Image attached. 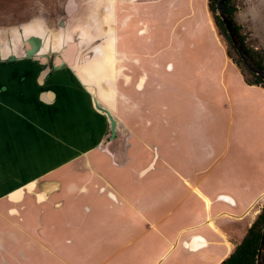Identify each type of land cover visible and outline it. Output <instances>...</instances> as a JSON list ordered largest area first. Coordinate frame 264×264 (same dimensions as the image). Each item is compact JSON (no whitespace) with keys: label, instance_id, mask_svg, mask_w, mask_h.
I'll return each instance as SVG.
<instances>
[{"label":"crops","instance_id":"obj_1","mask_svg":"<svg viewBox=\"0 0 264 264\" xmlns=\"http://www.w3.org/2000/svg\"><path fill=\"white\" fill-rule=\"evenodd\" d=\"M173 1L154 7L157 22L147 24L144 15L136 25L128 17V49L122 42L117 47L129 67L126 85L142 89L141 102L129 101L127 114L141 115L128 122L126 136L105 143V151L97 143V150L89 149L86 156L94 141L101 142L109 119L94 110L75 72L68 65H52L53 52L43 63L33 53H22L24 63L49 62L55 76L68 71L69 81L77 86L73 101L52 109V122L70 125L68 134L75 125L79 128L74 138L66 133L52 136L47 150L55 156L60 151L53 153L55 142L69 138L70 146L80 145V154L100 169L99 182L80 189L78 179L87 182V173L71 175L70 164L54 160L47 164V177L32 189L38 193L21 205L11 204L12 212L0 201V264H219L234 249L232 241H241L247 231H241L243 218L264 197V87L248 84L228 57L215 35L207 0ZM132 32L137 40L147 34L142 42L154 51L139 53L143 59L138 74ZM7 67L11 69L0 71V78L13 79L19 87L35 79L14 59ZM48 88L58 94L55 85ZM5 106L15 117L5 123L20 133L17 142L40 141L36 113L16 116L15 107ZM7 127L0 129L3 145ZM67 149L60 151L62 159L70 156ZM30 183L24 178L18 185L3 184L2 193L17 197L13 193ZM197 191L210 201V213ZM26 215L33 223L22 219Z\"/></svg>","mask_w":264,"mask_h":264},{"label":"rangeland","instance_id":"obj_2","mask_svg":"<svg viewBox=\"0 0 264 264\" xmlns=\"http://www.w3.org/2000/svg\"><path fill=\"white\" fill-rule=\"evenodd\" d=\"M71 1L77 6V10L75 9L76 12L71 14V12L74 11V7H67V9H72L70 10L71 16L67 18L64 26H60L59 23L61 21L63 22L66 18L64 8L67 6L68 0H0V71L11 69L7 67V62L8 60L14 59L20 64L19 68L28 70L30 74L32 73L35 75V79L29 78V81L24 85L25 87H19L16 82H11L13 79L0 78V88L2 86L7 87L4 92L0 89V103L2 104L0 106V129L6 125L10 127V129L9 127L4 129V138H8V141L4 145L0 142V201L4 202L7 208H9L11 204L14 205L19 203L18 205H21L22 202L28 199V196L38 193V190H35L34 193L32 189L38 181L47 177V164L52 163L54 160L59 163L62 161V163L70 164L71 171H74L71 175L77 176L82 170L84 173H87V182L78 179L82 183L80 189L87 187L89 182H99L95 180L99 179L96 171L99 172L100 169L98 170V167L91 161L90 157L89 160L85 158V155L80 154V145L75 144L74 146H70L72 142L68 137V139L63 141L64 143L55 142L56 146L53 152L55 154L57 150L61 151L64 146L67 149V144L71 147V149L70 147L67 149L69 152L67 155H70L69 157L67 156L68 158L62 159V156L59 154L60 151H58L55 156H52L50 155L51 152L47 150L51 147L50 145L52 143H50V141H52V136L58 139V136L62 135L60 133L68 134V128L70 127V125H53L52 120L55 113L52 112V109L58 107L60 104L63 105L65 100H67V103L73 101L78 88L69 81L68 71L66 74H62L64 70H60L58 72L59 76H55V73L52 74L49 62L46 65H42L37 59L33 60V62L24 63L22 53L23 55L25 54L26 57L30 56L25 52V47L23 46L24 38H21L24 31L26 35H31L33 30H35L34 36L36 37L39 31L48 29L50 32L47 38L40 41L50 42L55 40L54 43L56 46H59L56 35L59 34L63 28H66L67 33H72L74 26L80 25L81 31L88 34V39L86 41H81L80 38H76V36H78L77 33L73 34V41H78L76 44L79 45L77 46L79 52L77 51L72 61L70 58V66H68L73 70L71 72H75L82 84L84 83L86 85L87 89L83 92L88 96L90 103H93L95 106L94 110L102 115L104 114V117H107L109 120L107 121V130L101 142L97 141L95 143L94 141V144L87 149L88 153L86 156L93 150H97V143H99L101 150L105 151L106 147H104V145H106L105 143H108L112 137L117 139L119 135L122 137L126 136L128 122L132 123L134 120L138 121V116L141 115L140 113L134 116L130 113V116L127 114L129 101H137L139 98L138 91L142 89L136 90L133 86L134 84L131 82L129 83L132 85H126V79L130 72L128 70L129 67L126 66V60L120 57L123 50L118 49V42L119 44L122 42V46L128 49L125 43L128 39L124 40L125 25H127L129 21L128 17H132V20L135 18L137 23L133 21V24L136 23V25L142 24L143 19H145L144 15L146 16L147 24H149V22H157L158 16L155 14L156 10L154 7H168L171 3L170 0L169 2L168 0H160V3H158L159 0H132L130 4L128 3L129 0H114L113 4V0ZM173 3L176 4L175 0ZM232 4L234 5L233 20L239 28V33L244 39L245 46L253 50L264 52V0H232ZM147 7H149V9L146 12ZM209 15H211L210 12ZM110 28L111 38H109V34L106 33ZM215 28L216 27H213L215 35L226 50V43ZM152 29L155 31L157 25L155 29ZM28 31L31 32L27 33ZM134 35V32H132L131 36L134 40L132 42L134 55H132L135 71L136 74H138L137 68L141 69L139 67L142 66L139 61L143 59L139 53L144 51L142 54L146 56V51H149V53H154V51L147 49V45L144 44L145 42H142L144 38H147V34H145L143 38L137 36L138 40ZM52 37H54V40ZM93 38L98 39L99 42L97 44L99 46V55L97 56L99 62L93 63L94 65L91 68L92 63L87 62L91 61V59L89 60L83 57L82 54L85 51L88 52L87 47L91 45L90 43ZM140 40L144 47L139 43ZM100 47H102V50ZM49 52L56 51H52V49L51 51H47V45H43L38 52L33 54L42 58ZM112 70L116 73L114 78L109 77V71ZM47 74L51 75L53 78L49 77V80ZM37 78L39 81H36ZM74 78L76 77L74 76ZM6 81H10L11 83H4ZM51 85H55L58 94H55L52 99L47 96L48 100L45 94L47 89H49L48 87H51ZM49 91H47V93ZM81 100L82 98L80 101ZM138 101L141 102V100ZM5 105L12 106V109L15 107L17 111L13 112L16 116L26 115L28 117H33L32 114L36 113V118L34 117L37 122L35 124L36 130L42 134L40 141L31 138V140L22 143L17 142L20 133L18 132L19 134H17L15 127L5 123L15 120V117L6 113L8 111ZM132 118L133 120H131ZM75 128L78 129L79 127L75 125ZM75 128L70 129L71 134H68L70 138H74L72 134H74V132L76 133ZM52 132L54 133L52 134ZM83 134L87 137L91 136L89 132ZM121 136L119 139H121ZM81 137L84 138L83 136ZM47 139L49 140V145L47 144ZM3 151L7 154L3 155L5 153ZM90 164H92V166H90ZM42 165H44V167H42ZM82 173L83 172H81V174ZM24 178L28 179L31 183L23 189L19 188L17 194L14 195L17 197H10L9 194L2 193L3 184L18 185ZM255 178L258 181L259 178L257 176H255ZM89 187L91 188L92 185L90 184ZM44 195L45 192H43V196ZM87 196L93 197L94 194H87ZM40 202L41 201H39V203ZM263 206L264 197L258 202H254L252 211L243 218L244 220L241 227L242 232L249 228ZM13 210L12 207L10 212ZM22 219L27 220L29 224L33 223L30 215L23 216ZM41 236L43 237V234H40V237ZM221 237L224 238L226 236ZM239 238L240 237L232 241V244H238L240 242H237L240 240ZM198 255L199 259L201 254L198 253ZM217 263L220 264V261H217Z\"/></svg>","mask_w":264,"mask_h":264},{"label":"trees","instance_id":"obj_3","mask_svg":"<svg viewBox=\"0 0 264 264\" xmlns=\"http://www.w3.org/2000/svg\"><path fill=\"white\" fill-rule=\"evenodd\" d=\"M216 0H207V8L212 15L213 23L217 29L219 35H221L226 43V51L227 55L234 61V63L240 68L246 82L250 85H260L264 87V82L252 74L242 63L239 55L236 50H234L231 42L224 30V27L218 17L215 15V5ZM225 11L229 18L232 20L235 30L238 34V37L241 43L244 45L245 49H247L253 61L264 70V52L253 50L247 48L244 44V39L242 35L239 33V28L235 24L233 20V11L234 5L232 4V0H226L224 4ZM94 26V25H93ZM109 34V38L112 37L111 28L106 32ZM264 226V206L261 208L260 212L257 214L252 224L247 229L246 233L242 237L241 241L234 246V249L231 253L224 258L220 264H255L256 253L262 233V228Z\"/></svg>","mask_w":264,"mask_h":264},{"label":"bare ground","instance_id":"obj_4","mask_svg":"<svg viewBox=\"0 0 264 264\" xmlns=\"http://www.w3.org/2000/svg\"><path fill=\"white\" fill-rule=\"evenodd\" d=\"M113 2H114V0L112 1V4H113ZM72 8L73 6L71 5V4H69L68 3V8ZM96 29V28H95ZM29 32H31V31H28L27 33H29ZM49 30L48 29H43V30H41V31H39V33L37 34V36L35 37L34 36V33H35V30H33V32H32V34L30 35H26V33H25V31L23 32V35H22V37L21 38H24L23 39V42H24V47H25V52L28 54V53H36V52H38L41 48H42V46L43 45H47V51L49 50V51H51V49H52V51H57V50H59V48L61 47V46H63V44L64 43H66V42H70L69 44H67V46L69 45V46H73V53L70 51V53L72 54L71 55V61L73 60V57L76 55V53H77V51L79 52V50H78V47L77 46H79V45H77L76 43L78 42H75V41H73V34L74 33H77L78 34V36H76V38H80V40L81 41H86L87 39H88V34L87 33H84V32H82L81 31V28H80V25H75L74 26V30L72 31V33H67V31H66V28H63L61 31H60V33L59 34H57L56 35V37H57V43L59 44V46H56V44L54 43V37H52L53 38V40L54 41H50V42H41L40 40H45L46 38H47V36H48V34H49ZM21 36V35H20ZM38 38H40V39H38ZM92 38V37H91ZM37 40V41H36ZM38 42L39 43H41L40 45H39V47H37L36 45L38 44ZM79 44V43H78ZM91 45L90 46H88L87 47V51L88 52H84L83 54H82V56L83 57H85V58H88L89 60L91 59V61H89V63H92L91 64V68L93 67V63H95V62H99L98 61V58H97V56L99 55V46L97 45L98 44V39H95V38H93V40H92V42L90 43ZM37 47V48H36ZM100 49L102 50V47H100ZM68 52H69V50H68ZM67 52V53H68ZM28 55H30V54H28ZM65 56H66V58H63V59H60L59 61H58V64L59 65H69V60L67 61V59L69 58L68 56H67V54H65ZM87 60V59H86ZM86 60H85V62H86ZM71 61H70V63H71ZM78 61V60H77ZM93 61V62H92ZM88 62V61H87ZM64 63V64H63ZM68 63V64H67ZM58 65V66H59ZM70 66V65H69ZM192 72V71H191ZM123 73V72H122ZM80 74V73H79ZM81 75V74H80ZM115 75H116V73H115V71L114 70H112V71H109V77L110 78H114L115 77ZM192 75V74H191ZM115 80V79H114ZM84 84V83H83ZM85 85V84H84ZM130 87V86H129ZM85 88H86V85H85ZM47 96H48V98H50V99H52L54 96H55V93L51 90V91H49L48 93H47ZM94 99V98H93ZM138 101V100H137ZM134 115V114H133ZM128 116H130V115H128ZM150 118V117H149ZM131 120H133V118L131 119ZM129 121V120H128ZM169 121V120H168ZM240 191H242V190H240ZM197 193L202 197V200H204V202H205V204H206V207H207V210H208V213H210L209 212V209H210V201L206 198V197H204L203 196V194H201L199 191H197ZM17 194V192H15V193H13V195H16ZM234 194V193H233ZM264 196V195H263ZM250 211H252V209L251 208H249V210H248V213L250 212ZM255 214H256V212H255ZM226 215H230V214H226ZM211 223V222H210Z\"/></svg>","mask_w":264,"mask_h":264},{"label":"water","instance_id":"obj_5","mask_svg":"<svg viewBox=\"0 0 264 264\" xmlns=\"http://www.w3.org/2000/svg\"><path fill=\"white\" fill-rule=\"evenodd\" d=\"M225 1L226 0H216L215 5H214L215 15L221 21V23L224 27V30H225V32H226V34H227V36L231 42V45L233 46L234 50H236V52L239 55L242 63L245 65V67L252 74L256 75L257 77H259L264 82V70H262L253 61V59L251 58L247 49H245L244 45L241 43V41L238 37V34L235 30V27L233 25V22L229 18V16L227 15V13L225 11V8H224ZM69 2L74 7L73 10L76 11L77 6L75 4H73L71 0H68V3ZM68 3H67V7H68ZM70 10H72V9H67L68 13H70ZM69 43L70 42L64 43L63 46H61L59 48V50L56 51V53L53 57V62H52L53 64L52 65L58 66L59 65L58 61L60 59L66 58L65 54H67L68 57L69 56L71 57L72 54L70 53V51L73 53L74 48H73V46H69V45L67 46V44H69ZM40 44L41 43L38 42V44L36 46L39 47ZM68 50H69V52H68ZM70 57L67 59V61L70 59ZM44 60H45V56L42 57L41 63H43ZM59 66H61V65H59ZM222 199H225V197H222ZM225 200H227V199H225ZM255 264H264V226L262 228V233H261V237H260V241H259V245H258V249H257V253H256Z\"/></svg>","mask_w":264,"mask_h":264},{"label":"flooded vegetation","instance_id":"obj_6","mask_svg":"<svg viewBox=\"0 0 264 264\" xmlns=\"http://www.w3.org/2000/svg\"><path fill=\"white\" fill-rule=\"evenodd\" d=\"M74 12H76V11H72L71 14H73ZM64 14H65L66 18L64 19L63 22L61 21V22L59 23L60 26H64V24H66L67 18H69V16H71L70 13H68V11H67V6H65V8H64ZM98 43H99V42H98ZM53 53H56V52H53ZM28 54H31V53H28ZM88 62H89V61H88Z\"/></svg>","mask_w":264,"mask_h":264}]
</instances>
